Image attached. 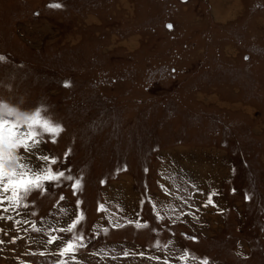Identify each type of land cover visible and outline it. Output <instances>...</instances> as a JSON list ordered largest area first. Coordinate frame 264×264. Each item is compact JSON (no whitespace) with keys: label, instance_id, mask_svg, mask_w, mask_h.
Returning <instances> with one entry per match:
<instances>
[{"label":"rangeland","instance_id":"obj_1","mask_svg":"<svg viewBox=\"0 0 264 264\" xmlns=\"http://www.w3.org/2000/svg\"><path fill=\"white\" fill-rule=\"evenodd\" d=\"M217 2L0 0V111L73 177L0 204V264H264V0Z\"/></svg>","mask_w":264,"mask_h":264},{"label":"snow or ice","instance_id":"obj_2","mask_svg":"<svg viewBox=\"0 0 264 264\" xmlns=\"http://www.w3.org/2000/svg\"><path fill=\"white\" fill-rule=\"evenodd\" d=\"M61 6L60 4L50 5L54 8ZM3 60L4 57H0V61ZM2 107L4 110L0 111V204L7 201L19 207L21 202L32 193L38 192L41 195L46 193L47 186L50 184H58L61 179L72 181V176H66L64 171L54 168L58 163L55 157L37 156L36 159L40 162L39 167H34L29 162V155L44 143L46 136L50 142L55 143L56 137L63 131V128L47 115L46 109L37 108L28 114L8 105ZM21 149H23L22 152ZM79 187L80 180L77 179L72 184L73 194ZM60 199L64 197L61 196ZM208 205H213L211 195L205 206ZM7 210L4 209V211ZM78 222V220L74 221L67 231H72ZM56 239L51 237L47 243H54ZM74 247V243L69 241L61 255L72 252ZM202 264H207V261H202Z\"/></svg>","mask_w":264,"mask_h":264},{"label":"crops","instance_id":"obj_3","mask_svg":"<svg viewBox=\"0 0 264 264\" xmlns=\"http://www.w3.org/2000/svg\"><path fill=\"white\" fill-rule=\"evenodd\" d=\"M223 1V0H222ZM210 3H211V5L213 6L212 7V9H211V14H212V17H213V21L215 20H218L219 18H221L220 17V9H219V7H217V5H221V3L220 2H217V0H210ZM232 3V5L230 6V8L229 9H231L232 8V10H236V9H238V6H239V4L236 2V0H233V2H231ZM210 178H213V175H210ZM169 199V200H172V198H170V197H166V199ZM124 199V198H123ZM158 199V201L159 202H164L165 201V199L162 197V198H157ZM158 201H157V203H158ZM124 203H125V199H124ZM202 212H205V211H202ZM219 214H221V213H219ZM207 220L208 219H211L212 221H213V223H214V227H216V232H215V234H217V233H219V232H221L222 231V227H224L223 226V223L221 222V219H220V217H218V218H215L214 217V215H212V216H206L205 217ZM222 219H224V218H222ZM208 224L206 225V227H208V225H209V223L210 224H212L211 222H210V220L209 221H206ZM203 229H205V228H203ZM202 229V231H204ZM124 249H126V250H128V248L127 247H124ZM167 258H169V259H172V260H175L176 258H178V256H177V254L175 253V251H173V256H172V253L170 252V255H167L166 256ZM175 258V259H174Z\"/></svg>","mask_w":264,"mask_h":264},{"label":"bare ground","instance_id":"obj_4","mask_svg":"<svg viewBox=\"0 0 264 264\" xmlns=\"http://www.w3.org/2000/svg\"><path fill=\"white\" fill-rule=\"evenodd\" d=\"M167 25H168V24H167ZM127 196H128V195H126V197H124V199H126V198H127ZM20 220H24V219H23V218H22V219L20 218ZM125 250H126V249H125ZM127 254H128V253H127Z\"/></svg>","mask_w":264,"mask_h":264},{"label":"water","instance_id":"obj_5","mask_svg":"<svg viewBox=\"0 0 264 264\" xmlns=\"http://www.w3.org/2000/svg\"><path fill=\"white\" fill-rule=\"evenodd\" d=\"M181 1H184V0H181ZM169 26V25H168Z\"/></svg>","mask_w":264,"mask_h":264}]
</instances>
